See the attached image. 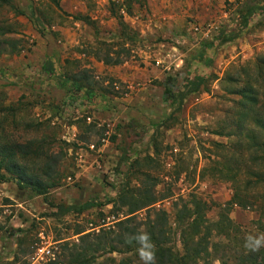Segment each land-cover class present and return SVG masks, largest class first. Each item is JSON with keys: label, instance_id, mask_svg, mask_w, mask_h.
Wrapping results in <instances>:
<instances>
[{"label": "rangeland", "instance_id": "rangeland-1", "mask_svg": "<svg viewBox=\"0 0 264 264\" xmlns=\"http://www.w3.org/2000/svg\"><path fill=\"white\" fill-rule=\"evenodd\" d=\"M133 1L0 0L1 142L38 144L42 158L28 165L37 176L45 155H60L61 177L47 196L53 204L97 203L55 217L43 197L0 183V264H64V245L113 225L108 201L146 174L158 179V197L167 196L154 207L166 213L174 252L183 247L173 203L195 197L209 222L224 215L231 224L211 232L210 245L220 246H210L209 264H246L247 256L248 264H264V129L256 123L264 120V0ZM249 7L256 12L240 35L216 44L220 32L237 31ZM106 47L115 66L87 53ZM45 61L56 74L86 73L97 102L78 113L64 107ZM197 74L204 83L180 108L165 99L167 84L177 93ZM243 90L258 102L245 120L238 115ZM222 164L234 179L217 176ZM235 193L245 207L229 205ZM44 247L61 253L53 262Z\"/></svg>", "mask_w": 264, "mask_h": 264}, {"label": "trees", "instance_id": "trees-1", "mask_svg": "<svg viewBox=\"0 0 264 264\" xmlns=\"http://www.w3.org/2000/svg\"><path fill=\"white\" fill-rule=\"evenodd\" d=\"M140 1L134 0L133 2L138 3ZM255 10V8H247L246 15L241 17L237 31H222L214 39V42L225 44L237 38L248 26L249 17L256 12ZM203 46L204 48H212L214 44L213 42H205ZM110 52L111 50L106 47L104 53L100 49L97 51L91 49L87 53L93 55L105 66H115L117 61L112 59ZM85 53L86 51L83 52V54ZM202 56V54L199 55V59ZM133 58L138 60L135 56ZM205 61V66L211 62L210 59ZM41 68L49 78L55 80L57 88L64 91V107L76 109V113H78L97 102L98 95L94 90L95 83L86 73H80V75L56 74L52 64L48 61H45ZM204 78L200 74L195 75L177 93L172 92L167 84L164 88L165 99L177 102L180 108L184 98L202 86ZM240 95L245 101L243 103L245 105L240 109L238 115L245 120L258 102L254 99L252 93L243 90ZM115 96H117V93H115ZM256 123L264 129V120L260 122L257 120ZM137 125L136 121H131L132 130L135 131ZM247 137L250 140L253 139L251 136ZM33 142L29 141L25 144L8 143L6 141L1 142L0 139V183L14 182L18 190H28L35 196L43 197L48 207L56 209L53 215L55 217H62L67 214L80 215L96 207L97 203L94 200L62 206L55 205L47 199L49 190L55 188L60 180L61 174L57 171V165L61 157L59 154L45 155L42 159L40 175L37 176L35 172L31 173L28 165L34 166L43 155L38 144L34 146ZM214 163L216 165L220 164L219 162ZM221 166L225 168V172L223 170L218 171L219 175L217 176L219 178L222 177V179L227 180L235 178L237 174L232 168L226 169L225 164ZM259 177L260 179L264 177V173L260 174ZM140 182L141 185L135 189H131L126 185L122 186L116 197L108 201L107 204H111L110 212L115 217L113 225L101 228L98 233L82 234L77 243H72L70 246L64 245L63 253L60 252L62 263L108 264L109 259L101 260L100 258L107 254H128V256L121 257L118 260L110 259V264H209L206 255H209L210 246H220L215 243L210 245L209 236L211 232L217 231L221 226H224L226 232H228L231 225L229 220L222 215L216 222H209L205 218L207 205L195 197L187 204L174 202L175 220L180 226V238L183 247L181 254L174 252L167 246L169 238L166 228V213L154 207L158 201L165 199L167 196L164 194L158 197L155 191L158 184L156 177L146 174ZM238 196V193H235L229 205L236 202L240 203ZM240 204L243 207L246 206V203H242V201ZM141 212H144L145 216L139 218L138 214ZM119 215L120 217H118ZM3 230V223L0 222V232ZM60 253L58 252L56 256H59ZM249 257L247 256L244 259L243 256H240L239 258L244 259V263L248 264ZM200 261H203V263H200Z\"/></svg>", "mask_w": 264, "mask_h": 264}, {"label": "built area", "instance_id": "built-area-1", "mask_svg": "<svg viewBox=\"0 0 264 264\" xmlns=\"http://www.w3.org/2000/svg\"><path fill=\"white\" fill-rule=\"evenodd\" d=\"M42 253L46 254V256L50 257L52 259V261L54 262L55 261V256L57 255L58 250L54 251V250L48 249L47 247H44L43 250H42Z\"/></svg>", "mask_w": 264, "mask_h": 264}]
</instances>
